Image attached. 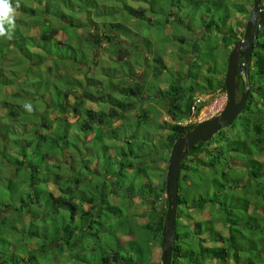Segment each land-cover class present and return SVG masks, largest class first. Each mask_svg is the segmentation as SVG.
I'll return each instance as SVG.
<instances>
[{"label": "trees", "instance_id": "1", "mask_svg": "<svg viewBox=\"0 0 264 264\" xmlns=\"http://www.w3.org/2000/svg\"><path fill=\"white\" fill-rule=\"evenodd\" d=\"M229 2L0 0V7L11 5L27 18L0 11V264H61L102 247L107 251L98 264H155L150 258L153 245L163 239L166 212L158 208L166 183L152 181L156 167L146 162L157 153L147 129L150 105L140 108L135 125L130 114L138 103H152L153 112L163 108L170 131L159 146L170 151L198 125H182L190 118L192 98L201 89L209 94L218 88L226 91L225 82L196 88L170 81L162 87V77L171 74L164 59L167 43L180 40L189 46L185 32L201 26L209 37L222 33L223 51L210 40L200 39L208 44L203 48L198 41L191 44L195 65L203 59L207 66L205 81L221 74L226 67L222 55L241 41L226 22L232 9L247 12ZM118 13V21L109 17ZM31 27L38 30L36 36L25 32ZM130 37L137 38L134 47L139 45L147 55L158 50L153 60L138 50L137 60L131 61V45L122 43ZM262 38L264 28L254 44L250 77L252 88L258 78L259 99L264 98L259 93L264 91V53L258 51ZM106 45L109 58L99 59ZM98 68L105 82L91 78ZM149 70L153 77L143 85L137 77ZM254 100L252 92L239 117L244 131L231 139L226 128L186 154L179 178L174 264H264V161L252 156L262 154L264 147V106L252 111ZM89 103L108 110L89 108ZM235 127L234 122L229 129ZM252 132L262 142L254 147L247 143ZM216 141L221 147L209 151ZM159 158L168 160L164 154ZM241 170L248 182L240 187ZM189 179H195L194 189H189ZM136 200L149 209L148 222L140 225L128 217ZM207 208L212 220L196 221L186 212ZM108 229L112 238L104 241L99 235ZM126 235L130 239L123 242Z\"/></svg>", "mask_w": 264, "mask_h": 264}, {"label": "rangeland", "instance_id": "2", "mask_svg": "<svg viewBox=\"0 0 264 264\" xmlns=\"http://www.w3.org/2000/svg\"><path fill=\"white\" fill-rule=\"evenodd\" d=\"M128 3L130 5H134L135 6L134 3H131V2H128ZM229 3L232 4V5H242L244 7V9L247 11V12L243 13V15H242V13L239 14L236 11V9H232V15L233 16H231L232 18L226 22V25L231 26L232 28H234V30L236 32H238L237 34L241 37V40H242L243 37H244V34H245V28H246V24H247V21H248V17L250 16V14L252 12V9H253V7L255 5V1L254 0H230ZM262 3H264V0L262 1ZM108 4H110V3H108ZM0 11L4 12L5 14H8V15L14 17V18H18V17L20 18L21 17V15H19L18 13L13 12V9H12L11 5H7L5 7L1 6L0 7ZM119 15H120V13H118L117 15L109 16V17L114 19V21H118L119 20L118 19ZM21 19H25V18L21 17ZM123 19H127V18L124 17ZM25 20H27V18ZM84 21H85V19H84ZM97 21H99V20L97 19ZM176 23H177V21H176ZM130 24H132V23H130ZM130 24H128V25L130 26ZM99 25L103 26L101 23ZM93 27L96 28V25L93 26ZM221 27H222L223 30H225L226 26H221ZM134 29H135V33H139V31L136 30V28H134ZM24 30H25V32H28L29 36H36L38 34V30L36 28H32L31 27V28H25ZM172 35L173 34L171 33V38L173 37ZM185 35H186V38L189 40V43H188L189 46L183 45L182 43H180V40L179 41L172 40L171 43H167L168 45H167L166 54H165L166 57L164 59H165L166 64L170 68L171 74H170V76L169 75L168 76L165 75V76L162 77V81L163 82H162L161 86L162 87L167 86L170 83V81H171V83L174 82V81H178L181 85H184V86L185 85H190V86H193V87H196V88H199L201 86L204 87L203 85H205V87H207L209 85L215 86L221 81L225 82L227 65H228V60H229L231 52H226V56L222 55V56L225 57L226 67H225V69L223 71H221L222 72L221 74H217L214 77L209 78V81H210V83H209V81L207 82L204 79L205 75H207V73H206L207 66L204 65V60L203 59H201L198 62L199 63L198 66L195 65V63H194V61H195V57H194L195 51H194L193 47L191 46V44L194 43V40H195V41H198L197 44L199 45V48L200 47L203 48V47H205L208 44H206L207 42H200V39H201V41H204V39H205L206 41L210 40V41L214 42L215 45H218L220 51H223L224 49L222 47L223 44H222V41H221L222 37H223L222 33H220L218 35L213 34L212 36L209 37L206 34V30L204 29V27L201 26V27H198V28H194L193 30L189 29V31L185 32ZM60 39H64V36L62 35L59 38V40ZM135 39H137V38H135ZM135 39L133 37H130V38L125 39V40L122 41L123 44H126L128 46L131 45V48H132L131 54H132V58H133L131 61L137 60V57L135 55H139V53L137 52L138 50L140 51V53L142 52V48L139 45L134 47L133 42L135 41ZM124 41H126V42H124ZM234 47L235 46H233L231 48V50ZM109 48H110V46L106 45L104 48L100 49L101 55L97 54L98 58L99 59H104V60L108 59L109 58L108 54H110ZM258 49H259L258 51L264 53V38L261 39V45L258 47ZM142 53L145 56V59L148 56V59L153 60V58L158 53V50H155V49L153 50L152 49V52L149 55L146 54V51H144ZM198 55L200 56V54H198ZM100 65H103V63H101ZM104 65L107 66L106 62H104ZM253 66H254V63L252 62L250 71L248 72L249 73V77L253 76L252 74H253L254 69H255ZM142 67H144V66H142ZM141 69L142 68L139 69V67H137V69H136L137 73H141L140 72ZM86 71H88L89 74H90L92 70L87 68ZM60 73H62V70L59 72V74ZM93 74L95 75V77L92 76L91 78H96V79H99V80L105 82V80L103 79V77H102V75L100 73V69L99 68H98V70L97 69L93 70ZM139 75L140 76L137 77V78L139 79V81L141 83H143V85H145L146 84L145 79L150 81V79L153 77V72L151 70H149V72L147 74H145V72H144V74H143L144 76L141 75V74H139ZM84 77H86V72H84ZM254 82H255V84H254V88H253L254 91L253 92H254L255 100L253 101V105H252V108H251L252 111H255L256 107H258V106L260 108L264 106V98H263V96H261V99H259V97H257L258 85H259L258 78L255 77L254 78ZM108 88H107V85H106V89L107 90H108ZM218 89H219V91L215 92L213 94L206 93L204 89H201V90H199V93H197L196 95H198V94L199 95L200 94L201 95H213L211 97V99H210V102L211 103L213 102V106H215V110H217V109L220 108V106L218 104H216L217 101H221L224 105H226V103H227V100H225L226 99V95H227L226 91H224V90L222 91L221 88H218ZM259 93L263 95L264 91H259ZM137 105H138L137 108L130 114V117H131L130 121L134 122V125L136 124V121H138V119H136L137 115L139 113H141L140 108L142 109L144 107V109L148 110L149 107H147V105H150L151 115H150V118L148 120L149 125L147 126V129H148V131H150V136L149 137H150V140L152 141L151 143L153 145H155L154 146L156 148L155 152H157V153L155 155L154 154L151 155L150 157H146V162L148 163V165L151 163L150 165H153V167H156L155 170L152 171V174H151V177L153 179L152 181L156 182L157 185H159V184L162 185L166 181V178H167L169 160H170V155H171L170 153H171L172 150L171 151L167 150V149L165 150V148L162 147L163 145L159 146V142H161L163 144L166 143L165 140H166L170 130L167 129V126H165L166 124L164 125V122L167 121L168 123H170V120L165 115V113L163 112L164 110L161 107H159V108L157 107L156 108L157 111L155 110L156 112H153L152 107H156V106L153 105L152 103H150V104L149 103H147V104L138 103ZM86 106L89 107V108H96V109H99V108L104 109L105 108V109L108 110L107 106H105L103 108V106H99L97 104L94 105L92 103H89ZM70 119L72 120V118H70ZM162 125H164L166 127V129L165 128H163V129L161 128L160 129V127ZM235 126H237V127L233 128V129H229L228 128V130L225 131V135L228 138L230 137L231 139H233L234 137H236V135L240 131H244L245 130L244 128L241 127L240 118H238L235 121ZM140 129H142V126H141ZM249 136H250V138L247 141V143H248V145L252 143L253 145H251V147H254V143H262L261 140H258V139H260V138L264 139V134L259 138V137L253 136V132H252V134H250ZM216 145H217V147H221V145L217 144V141H216V143L213 142V143H211V145L208 146L209 151L210 150L213 151V149H215ZM148 151H149V149L146 150V152H148ZM168 152H169L170 155L168 154ZM260 153H262V154L259 155L257 152H255L254 155H252V156L258 157V160H261L263 162L264 161V147L262 149H260ZM163 154L166 155V157H168V160L167 159L161 160L159 158ZM232 155L227 156V159H228V157H231ZM208 156L209 155L203 156V159H207L208 160ZM152 160L154 161V163H153ZM235 171H237V170H235ZM211 172H209L208 177H211V175L213 174V172L212 173ZM239 173L241 174L242 177H244L243 178L244 182H248V179L245 178L247 172L241 170V171H239ZM184 175H185V173H184ZM184 175L181 174V180L182 181H184ZM217 175L220 176V168L217 170ZM194 181H195V179H189L188 182H190V184H191V186H188L189 189H194L193 188V185L195 183ZM183 185H184L183 182H181V186H183ZM167 207H168L167 198H166V195H165L164 202L162 203V205H159L158 210H161L164 213V212H166V208ZM147 208H148L147 205L144 202H142L141 200L134 201V207L130 208L132 212L131 211L128 212V217H129V220L132 222V224L134 223L135 225L136 224L140 225V224H144L145 222H148L147 214L149 212V209H147ZM210 210H211L210 208L204 209L202 211L189 209L186 212L189 213V215H190V217L192 219H195L196 221H204V220H212L214 218L212 216ZM132 213L136 214V216L133 217ZM238 217H243V215H241V216L239 215ZM189 219L190 218H185L183 220L184 223L190 224V220ZM221 222L222 221H219V224H217V225H218V227H220L219 230L224 232L225 229H223V226H222ZM111 233L112 232L110 231V229H108L107 233L101 232L99 236H102L104 241L105 240L110 241L111 238H112V236H110ZM119 234H121V233L119 232ZM128 239H130V238H128L127 235L122 237V241L123 242H126V240H128ZM161 244L162 243L153 245L152 255H151V258H150V263L152 262V263H155V264H162V253H163V251H162ZM105 249H106V247H102V248L97 249L96 251H93V250L85 251L83 255L72 257V259H74V260H72V259H70V261L62 260L61 264H98V262L101 261L100 258L102 257V255H104V253L107 251ZM79 257H83L84 260L80 259ZM85 259L87 261H85ZM80 260H81V262L78 263Z\"/></svg>", "mask_w": 264, "mask_h": 264}, {"label": "water", "instance_id": "3", "mask_svg": "<svg viewBox=\"0 0 264 264\" xmlns=\"http://www.w3.org/2000/svg\"><path fill=\"white\" fill-rule=\"evenodd\" d=\"M263 0H257L254 11L250 15L246 25L243 39L233 48L227 65L225 76V88L227 103L219 116L204 121L195 128L177 139L169 160L168 174L166 178L167 205L165 213V224L163 227L162 239V264H174L173 245L177 235V213L179 208V178L182 163L188 154L199 143H208L222 130L229 128L244 112L251 92L249 71L252 65L255 42L264 28V5ZM262 5V6H261ZM258 18L260 24L257 26ZM244 51V63H239L241 51ZM243 67L242 71L240 68ZM245 75L246 91L241 98L237 99V92L240 88L238 78Z\"/></svg>", "mask_w": 264, "mask_h": 264}, {"label": "built area", "instance_id": "4", "mask_svg": "<svg viewBox=\"0 0 264 264\" xmlns=\"http://www.w3.org/2000/svg\"><path fill=\"white\" fill-rule=\"evenodd\" d=\"M213 95H196L193 99V103L190 109V118H188L182 125L186 126L188 124H200L206 120L212 119L221 110L224 109L225 105L221 101H217L216 104L220 106L219 109L215 110L213 102L210 99ZM227 99V95H226ZM225 99V100H226ZM212 104V105H211Z\"/></svg>", "mask_w": 264, "mask_h": 264}, {"label": "flooded vegetation", "instance_id": "5", "mask_svg": "<svg viewBox=\"0 0 264 264\" xmlns=\"http://www.w3.org/2000/svg\"><path fill=\"white\" fill-rule=\"evenodd\" d=\"M262 5H264V3H262ZM261 5V6H262ZM255 6V5H254ZM254 11V7H253V9H252V12ZM252 12H251V14H252ZM250 14V15H251ZM249 18H250V16L248 17V20H249ZM247 23H248V21H247ZM260 24V18H258V21H257V26ZM247 25V24H246ZM246 29V28H245ZM239 63L242 65L243 63H244V51L242 50L241 51V55H240V60H239ZM242 69H243V67H241L240 68V70L242 71ZM238 82L240 83V88H239V90H238V92H237V99L236 100H238L239 98H241V96H242V94L243 93H245V91H246V83H247V81H246V78H245V75H242L241 77H239L238 78ZM253 92V88L251 87V92H250V94ZM250 97V96H249ZM223 110H221V112H222ZM220 112V113H221ZM220 113H218L215 117H217V116H219L220 115ZM215 117H213V118H215ZM240 117V116H239ZM212 118V119H213ZM209 120H211V119H209ZM207 121V120H206Z\"/></svg>", "mask_w": 264, "mask_h": 264}, {"label": "crops", "instance_id": "6", "mask_svg": "<svg viewBox=\"0 0 264 264\" xmlns=\"http://www.w3.org/2000/svg\"><path fill=\"white\" fill-rule=\"evenodd\" d=\"M167 33H168V35L170 34V32H169V31H168ZM171 33H173V31H172V30H171ZM205 160H207V159H205ZM245 178H246V177H245ZM243 183H244V180L241 182V185H240V187H241V186H244V184H243ZM242 190H243V188H240V189H239V192H240V191H242ZM218 228H220V227H218Z\"/></svg>", "mask_w": 264, "mask_h": 264}]
</instances>
